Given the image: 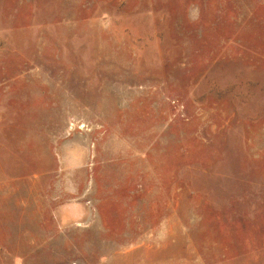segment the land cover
<instances>
[{"label": "rangeland", "instance_id": "1", "mask_svg": "<svg viewBox=\"0 0 264 264\" xmlns=\"http://www.w3.org/2000/svg\"><path fill=\"white\" fill-rule=\"evenodd\" d=\"M0 264H264V0H0Z\"/></svg>", "mask_w": 264, "mask_h": 264}]
</instances>
